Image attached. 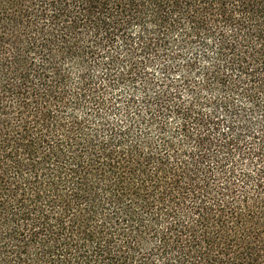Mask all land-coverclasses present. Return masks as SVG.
Here are the masks:
<instances>
[{"label":"trees","instance_id":"16d2710c","mask_svg":"<svg viewBox=\"0 0 264 264\" xmlns=\"http://www.w3.org/2000/svg\"><path fill=\"white\" fill-rule=\"evenodd\" d=\"M0 264H264V0H0Z\"/></svg>","mask_w":264,"mask_h":264}]
</instances>
